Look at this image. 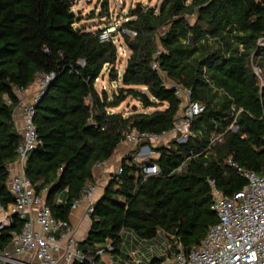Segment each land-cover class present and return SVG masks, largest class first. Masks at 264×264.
<instances>
[{
  "label": "trees",
  "instance_id": "obj_1",
  "mask_svg": "<svg viewBox=\"0 0 264 264\" xmlns=\"http://www.w3.org/2000/svg\"><path fill=\"white\" fill-rule=\"evenodd\" d=\"M73 4L0 0V206L7 210L15 200L7 185V167L17 160L22 139L13 118L19 102L14 89L52 74L34 105L40 144L23 170L36 193L46 188L52 215L68 221L73 203L94 182L93 167L115 153L125 132L163 136L175 129L184 104L166 84L171 82L190 89V100L204 106L187 139L151 145L159 154L151 159L158 172L145 178L131 153L125 154L121 172L111 174L93 204L90 227L78 244L90 252L110 242L118 251L129 229L145 240L160 233L173 250L197 248L217 222L207 180L231 195L246 181L227 160L256 174L264 169V2H138L109 40L99 37L101 28L80 23ZM120 46L127 54L119 76ZM105 68L119 82L111 92L95 85ZM127 98L141 110H114ZM12 216L0 229V253L23 226ZM163 258L154 256L151 263Z\"/></svg>",
  "mask_w": 264,
  "mask_h": 264
},
{
  "label": "built area",
  "instance_id": "obj_2",
  "mask_svg": "<svg viewBox=\"0 0 264 264\" xmlns=\"http://www.w3.org/2000/svg\"><path fill=\"white\" fill-rule=\"evenodd\" d=\"M117 26L112 24L102 29L99 37L109 40ZM120 32L129 36L136 35L131 29L122 28ZM112 41L115 42L116 39ZM119 52L121 56L125 55L122 46L119 47ZM152 68H157L156 63H152ZM51 77L52 74L41 77L30 102H21L23 90L20 87L14 89L19 97L14 109L21 115L22 139L17 147L18 158L14 162L18 167L15 169L13 163L7 167L8 191L15 200L8 205V214L0 217V229L12 222L13 214L23 221V226L20 232H13L9 245L0 253V264H153L149 255L153 253L156 245L161 250L156 257H164L158 264H264V169L256 174L230 159L227 160L228 164L246 183L238 191L227 195L213 180H207L212 189L210 208L215 212L217 222L209 227L197 248L185 250L177 246L173 250L170 243L167 248H163V244L156 240L136 239L135 243L131 238V246L127 252L122 248V244L126 243L124 239L118 251H115L110 242L96 246L90 252L81 251L78 244L80 240L72 234L68 221L57 220L45 204L43 195L46 188L42 193H36L23 170L28 153L40 144L33 124L34 105ZM166 84L174 86L175 95L183 100L184 105L175 126L179 132L176 139L183 142L189 135L190 122L203 111L204 106L190 100V89L171 82ZM7 102L11 103L10 100ZM124 136L125 142L138 145V149L132 151L130 156L133 162L139 164L143 177L156 174L158 166L151 159L159 154L152 146L161 136L137 130L127 131ZM115 172H121L120 165ZM92 190V186L85 187L82 194L87 200L85 213L89 216L94 204L90 198ZM78 200L72 207L76 206Z\"/></svg>",
  "mask_w": 264,
  "mask_h": 264
},
{
  "label": "rangeland",
  "instance_id": "obj_3",
  "mask_svg": "<svg viewBox=\"0 0 264 264\" xmlns=\"http://www.w3.org/2000/svg\"><path fill=\"white\" fill-rule=\"evenodd\" d=\"M73 11L76 15L81 18L80 23H85L86 25H90L91 29L94 28H101L104 29L108 27L109 25L115 24L119 25V23L124 19L125 15L127 14L130 7H133L136 3H144L149 5H159L161 0H106V3L104 4L105 0H73ZM118 36L115 35L114 39H116ZM122 48L125 50V55L121 56V59L116 63V67L118 70V74L122 73L124 69L125 59L127 50L125 47L122 46ZM41 80V77H40ZM38 79L37 82H40ZM118 81L111 80L108 77L107 69L105 68L103 70V74L96 80L95 85L98 89L100 88H106L109 92L115 89V87L118 85ZM132 109H139L141 110L140 105L138 102H136L134 99L127 98L124 102H122L118 107L114 108L116 111H122L124 113L130 112ZM150 110V109H148ZM177 125V123L175 124ZM178 130H173L171 132H168V134H164L159 138L158 141H156L154 144H165L172 138L178 137ZM135 147L131 149L129 152L131 153L134 150L138 149V145L134 144ZM124 232L130 233V236H133L129 229H126ZM136 238V237H135ZM125 241V237H123ZM142 240V239H138ZM156 241H159L161 244H163V248H167L169 246V241L167 238H165L162 234H158ZM153 240V241H155ZM136 242V241H135ZM130 240H126L125 244H122V248L124 252H127L130 245ZM159 244V243H157ZM161 250L158 245L155 246L154 251L152 254L149 255V259L153 256L160 255Z\"/></svg>",
  "mask_w": 264,
  "mask_h": 264
},
{
  "label": "crops",
  "instance_id": "obj_4",
  "mask_svg": "<svg viewBox=\"0 0 264 264\" xmlns=\"http://www.w3.org/2000/svg\"><path fill=\"white\" fill-rule=\"evenodd\" d=\"M40 80V77L38 78ZM38 84H35L27 89H24L20 98L21 102H30L36 93V90L38 88ZM13 118L15 125L20 131L22 120L21 115L18 110L13 111ZM168 134V133H166ZM161 144H158L156 146H159ZM135 147L134 143L131 142H121L116 150L115 153L112 154V156L107 159L106 161L96 164L93 167V176H94V182L87 183L85 187H93V190L91 192V202L95 203L100 196L103 193V188L108 182L109 177L112 173H114L118 166L120 165V162L125 154H128V152ZM14 168L16 169L18 166L16 163H13ZM64 194V191H62L59 196L62 199V195ZM87 205V200L85 199L84 195L79 198L77 204L75 207L71 208V211L69 213V219H68V225L71 229V232L75 237L79 240L83 239L87 231L90 227V216L85 213ZM8 214V208L7 210H4L2 207L0 209V217H3L4 215ZM132 234V233H131ZM133 235V234H132ZM123 237H125V240H130L131 238L136 241L135 236H130V233L124 232ZM136 243V242H135Z\"/></svg>",
  "mask_w": 264,
  "mask_h": 264
}]
</instances>
